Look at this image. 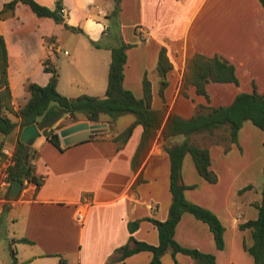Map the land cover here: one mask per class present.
<instances>
[{"label": "crops", "instance_id": "1", "mask_svg": "<svg viewBox=\"0 0 264 264\" xmlns=\"http://www.w3.org/2000/svg\"><path fill=\"white\" fill-rule=\"evenodd\" d=\"M6 1L0 2V8ZM37 1L52 7L56 0ZM109 1L61 0L64 19L82 27L93 47L106 51L110 49L95 45V38L109 29L105 18L100 20L101 16L112 15ZM130 1L136 9L138 5L139 12L130 22L128 34L123 27L126 0H119L117 15L121 25L116 43L121 40L132 43L126 49L123 84L139 97L146 74L151 82L152 106L161 108L155 66L159 48L165 46L172 68L164 88V116L172 111L187 117L207 105L229 104L238 92L264 91V6L260 0ZM22 18L28 19L29 25ZM19 23L22 27L30 28L31 23L37 27L41 47L31 46L22 31L3 32L13 25L18 27ZM61 26L49 16H37L21 1L15 4L13 14L0 17L15 107L28 97L24 79L31 78L40 84L48 81L50 72L43 70V58L49 57L60 70L52 54L59 49L56 35ZM20 34L25 42L18 43L16 36ZM195 52L216 53L226 58L234 65L238 82L210 80L206 83L208 97L197 93L193 84L186 87V95L180 92L186 58ZM69 81L82 83V76L72 74ZM9 116L17 119L10 113ZM124 127L117 126L115 120L112 127L106 122V130L93 138L68 144L59 135L63 149L54 146L45 135L40 143L30 144L34 154L38 153L31 164L32 173L42 180L38 186L34 182L25 183L14 202L22 206L26 238L38 244L36 258L64 252L69 255L60 254L66 264H144L151 259V251L140 250L118 260L116 248L128 242L130 235L152 244L158 242L157 229L148 217L160 220L167 217L171 201L169 157L160 147L157 134L134 170L131 158L142 126L136 124L125 142L114 141L112 136ZM18 130L16 125L11 132L18 135ZM225 134L223 128L215 131L219 142L201 134L190 137L192 142L208 147L210 167L217 174L215 182L197 172L188 153L183 157L181 170L184 183L195 184L184 190L186 198L212 210L224 225V246L218 249L208 224L189 212L182 213L174 237L182 245L214 253L216 264H256L243 247V243L252 242L250 230L239 225L258 213L253 202L260 199L263 182L264 132L246 119L238 129L237 141H225ZM206 137L207 140L202 139ZM205 141L209 144L204 145ZM138 175L142 180L136 182ZM247 184L251 187L238 192ZM78 209L84 213L82 219L76 217ZM137 219L138 226L130 233L128 221ZM161 260L163 264H193L192 258L181 252L173 257L166 251Z\"/></svg>", "mask_w": 264, "mask_h": 264}, {"label": "trees", "instance_id": "2", "mask_svg": "<svg viewBox=\"0 0 264 264\" xmlns=\"http://www.w3.org/2000/svg\"><path fill=\"white\" fill-rule=\"evenodd\" d=\"M21 1L26 3L37 16H49L54 21L62 23L65 27L84 32L79 25L69 24L62 12L61 0H56L54 6H48L37 0H8L0 8V17L5 18L13 14L15 4ZM264 6V0H260ZM120 9L119 0H114L112 16L117 17ZM97 46V44H95ZM132 43L121 40L120 43L110 46V59L107 70V83L104 91L100 94H90L86 92L74 96L62 94L57 89L58 70L54 63L45 57L42 59L43 70L50 72L46 83L40 84L35 81L25 83L28 91L27 99L20 105L14 106L12 93L8 81L7 48L3 34L0 32V148L3 145L7 134L16 125L19 126L18 135L14 145L13 162L6 168V177L22 179L27 182H34L38 186L40 177L32 173V166L29 161V154L34 153L30 149V144H25L19 140L21 128L35 122L46 139L59 149H63L59 134L57 132V121L68 115L71 121H76L79 116L85 117L93 122L99 121L102 115L115 118L118 114L130 112L135 118L121 131L112 136L114 141L125 142L136 124H141L142 131L136 149L131 158V167L135 170L140 165L143 154L148 150L150 143L158 134L160 147L167 152L169 157V192L171 201L168 207V214L165 219L148 217L154 224L158 233V242L152 244L144 240L135 239L129 236V241L116 248L117 259L123 258L133 252L149 250L152 253L151 259L144 264H163L161 256L169 251L173 257L177 252L189 255L193 264H216L215 254L206 252L196 247L185 246L179 243L174 232L176 224L183 212H189L196 218L206 222L213 234L215 245L218 249L224 246L223 231L224 225L218 216L209 208L202 206L186 198L184 190L193 187L195 184H186L182 180V162L186 153L192 157L197 172L210 182L217 180L216 172L210 167V153L207 146H201L191 141L194 134H201L214 137L216 142L220 138L215 135V131L223 128L226 131L225 141H237L238 129L244 120L249 119L253 124L261 128L264 132V91L258 92L253 89L250 92H238L234 99L226 105L205 106L204 109L194 112L189 117L181 116L170 111L166 116L165 103L162 108L152 106L151 82L144 74L142 78V95L136 96L133 91L123 84L124 64L126 62V49ZM156 71L159 76V94L164 102V88L166 87L167 73L172 68L166 47L160 46ZM213 81H233L238 82L234 65L219 54H204L195 52L188 56L185 61V68L182 75L179 91L186 93L185 89L189 84L195 86L197 93L208 97L206 83ZM9 113L17 119L14 120ZM159 130V133H158ZM97 133H93L84 141L93 138ZM180 134L181 137L177 136ZM264 144V140H263ZM227 149V146L225 147ZM263 182L260 190V199L253 204L257 207L258 213L255 218L248 219L240 223V227H247L250 230L252 242L249 245L243 243V247L252 255L256 264H264V163ZM142 180L137 176L136 182ZM24 185V183H23ZM251 187L247 184L240 188L238 192ZM8 187L5 195H9ZM139 220L128 221L129 232H133L138 226ZM22 240L30 241L26 237ZM11 264H20L16 259V249L11 247ZM56 264H66V259L60 255ZM121 264H125L122 262Z\"/></svg>", "mask_w": 264, "mask_h": 264}, {"label": "rangeland", "instance_id": "3", "mask_svg": "<svg viewBox=\"0 0 264 264\" xmlns=\"http://www.w3.org/2000/svg\"><path fill=\"white\" fill-rule=\"evenodd\" d=\"M1 1L2 0H0V2ZM109 3L114 7V0H110ZM138 12V5L136 9V7L132 5V2L130 0H126L123 9V27L125 33L128 34L130 22L138 16ZM104 18L109 25V29H107L104 35H98L95 38V44H97L98 46L109 48L110 46H114L117 44L116 34L121 23L119 20V16H117L116 18L112 15L108 18L101 16L100 20ZM22 20L24 24L29 23L28 19L26 18H22ZM32 24L33 23L30 24V28L26 25L22 27L21 23H19L18 27L14 25L11 27L6 26L9 29L6 28L3 32H6L7 34V32L9 31L18 34L19 31H22L23 37L31 41V46L33 45L35 46V48L41 47L37 40V27L35 28V26H33ZM56 36H58L57 44L59 49L53 51L52 57L57 63V67L60 68V70H58V73L60 71L59 84L57 86L58 91L67 96H74L81 92L90 94L102 93L107 83V70L111 55V52H109L110 50L106 51L104 49L93 47V45L90 43V40L85 36L83 32L70 29L68 27H65L63 24ZM16 37H18V43L19 41H26V39L22 38V34ZM64 49H67L68 54L64 53ZM71 60L72 62H70ZM72 74L82 76V83L79 81L71 83L69 80ZM29 79H24V81L27 82L29 81ZM17 90L18 89L16 88V91ZM162 103L164 104L163 100ZM189 116L187 115V117ZM134 117V114L130 112L118 114L115 118H110L107 115H102L100 120L96 122H108L110 127H112L115 120L116 125L122 128L123 126H127L134 119ZM71 120V117L68 115L61 117L57 121L58 126L56 130H59L71 123L88 119L79 116L78 120L73 122ZM88 121L90 123L93 122L91 120ZM100 132L96 133L99 134ZM43 136L44 134L41 132V134L35 138L34 142L31 145L40 143ZM177 136L181 137L180 134H177ZM202 136L204 137L205 135ZM16 138L17 132H10L7 134V137L5 138L3 144L11 146L12 143L16 142ZM202 139L207 140V137ZM206 144L209 143L205 141L204 145ZM37 156L38 153L36 152L35 154L33 153V155L29 154L28 158L32 165L34 164V160L35 158H37ZM25 183L26 182H24V184ZM17 197L18 195L15 198H11L9 195L8 197L4 195V199H0V264H11V247H14L16 249V259L20 264H55L58 261V256L60 254L63 256L68 255V253L61 252L51 256H41L40 258H36L39 252L38 244L34 241H25L21 239L22 237H26V235L24 233V217L21 215L22 206L20 203L14 202Z\"/></svg>", "mask_w": 264, "mask_h": 264}, {"label": "water", "instance_id": "4", "mask_svg": "<svg viewBox=\"0 0 264 264\" xmlns=\"http://www.w3.org/2000/svg\"><path fill=\"white\" fill-rule=\"evenodd\" d=\"M106 130L105 122H92L88 120L77 121L59 129L58 134L65 144L72 143L91 134ZM41 131L35 122L28 123L21 128L19 140L25 144H31L34 139L40 135ZM23 186L22 179H13L10 184L9 196L15 198Z\"/></svg>", "mask_w": 264, "mask_h": 264}, {"label": "built area", "instance_id": "5", "mask_svg": "<svg viewBox=\"0 0 264 264\" xmlns=\"http://www.w3.org/2000/svg\"><path fill=\"white\" fill-rule=\"evenodd\" d=\"M67 52V51H64ZM13 146H8L6 144H3L0 148V199L3 200V196L5 195L8 187L10 186V181L6 177V168L9 164L13 162ZM26 182V180L23 181V183ZM83 211L81 209H78L76 212V217L78 219H82L83 217Z\"/></svg>", "mask_w": 264, "mask_h": 264}]
</instances>
